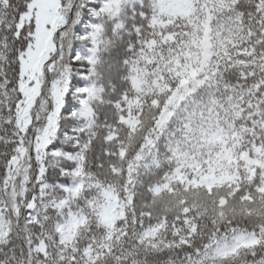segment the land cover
<instances>
[{"label":"snow or ice","instance_id":"1","mask_svg":"<svg viewBox=\"0 0 264 264\" xmlns=\"http://www.w3.org/2000/svg\"><path fill=\"white\" fill-rule=\"evenodd\" d=\"M0 264H264V0H0Z\"/></svg>","mask_w":264,"mask_h":264}]
</instances>
